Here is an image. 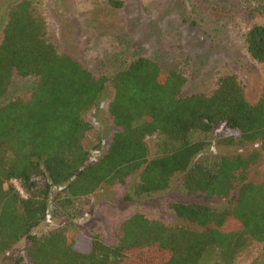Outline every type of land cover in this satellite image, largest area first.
I'll use <instances>...</instances> for the list:
<instances>
[{
    "label": "trees",
    "instance_id": "trees-1",
    "mask_svg": "<svg viewBox=\"0 0 264 264\" xmlns=\"http://www.w3.org/2000/svg\"><path fill=\"white\" fill-rule=\"evenodd\" d=\"M238 8L245 16L240 38L251 58L264 63V0H241ZM6 15L0 38V264H116L125 258L127 264H235L242 250L264 242V171L258 182L248 179L264 156V88L251 102L238 77L225 73L210 92L183 94V73L164 72L145 56L96 74L57 50L31 0L9 4ZM14 75L29 82L26 95H8ZM106 92L113 130L91 159L85 138L92 125L85 115ZM212 143L257 146L206 152ZM129 181L126 201L174 182L183 200L168 203L173 219L133 212L113 242L78 229L69 233L65 225L34 232L49 215L69 223L82 209L79 201ZM18 242L23 248L11 253Z\"/></svg>",
    "mask_w": 264,
    "mask_h": 264
},
{
    "label": "rangeland",
    "instance_id": "rangeland-1",
    "mask_svg": "<svg viewBox=\"0 0 264 264\" xmlns=\"http://www.w3.org/2000/svg\"><path fill=\"white\" fill-rule=\"evenodd\" d=\"M18 1H0V38L7 7ZM31 1L43 12L48 36L57 50L96 74L108 66L121 68L129 59L145 56L156 61L164 72L174 68L182 72L186 78L183 94L210 92L218 77L225 73L238 77L251 102L258 100L264 88V63L251 58L240 38L245 25V16L238 8L241 0H117L118 6L109 0ZM28 84L14 75L8 95H26ZM108 99L106 92L85 115L92 125L85 138L91 159L100 154L113 130L106 111ZM99 141L100 150H94ZM148 144L155 151V142L148 140ZM255 146L248 144L239 149L212 143L206 152L232 154ZM263 171L264 156L251 166L248 179L258 182ZM130 185L131 181L126 185L105 186L88 203L78 202L82 209L69 223L67 217L49 215L34 232L42 234L53 226L65 225L69 233L78 229L113 242L120 235L121 223L133 212L171 221L173 214L168 203L183 200L173 182L165 191L126 201ZM23 246L24 242L16 243L11 253ZM127 260L116 264H127ZM235 264H264V242L242 250Z\"/></svg>",
    "mask_w": 264,
    "mask_h": 264
},
{
    "label": "built area",
    "instance_id": "built-area-1",
    "mask_svg": "<svg viewBox=\"0 0 264 264\" xmlns=\"http://www.w3.org/2000/svg\"><path fill=\"white\" fill-rule=\"evenodd\" d=\"M11 181H12L13 183H14V182H16L15 180H11ZM16 183H17V182H16ZM14 184H15V183H14ZM15 185H16V186H18V183H17V184H15Z\"/></svg>",
    "mask_w": 264,
    "mask_h": 264
}]
</instances>
